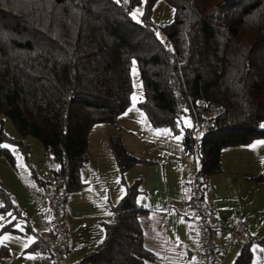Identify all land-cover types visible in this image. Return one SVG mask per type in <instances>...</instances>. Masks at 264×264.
<instances>
[{
    "label": "trees",
    "instance_id": "16d2710c",
    "mask_svg": "<svg viewBox=\"0 0 264 264\" xmlns=\"http://www.w3.org/2000/svg\"><path fill=\"white\" fill-rule=\"evenodd\" d=\"M155 1L146 0L137 19L132 13L143 0H0V116L51 151L56 167L46 188H63L67 198L82 184L91 128L116 122L132 102L133 61L145 91L139 107L153 126L182 133L203 177L222 170L224 147L264 137V0H168L175 12L163 26L170 45L150 22ZM187 113L193 126L181 131ZM9 139L0 129V153L12 161L2 146ZM110 144L122 171L142 160L119 135ZM138 180L78 264L154 258L143 241ZM0 197V211L19 212L11 193L0 188ZM255 241L264 246V237L247 239L235 264L251 263Z\"/></svg>",
    "mask_w": 264,
    "mask_h": 264
},
{
    "label": "crops",
    "instance_id": "0c3cea01",
    "mask_svg": "<svg viewBox=\"0 0 264 264\" xmlns=\"http://www.w3.org/2000/svg\"><path fill=\"white\" fill-rule=\"evenodd\" d=\"M122 114V122L96 124L90 131L88 160L80 170L82 184L66 198L69 261L78 264L86 252L103 240L104 222L113 219V205L139 179L137 201L145 209L140 214L143 241L154 255L145 264H199L197 226L190 213L191 184L200 167L198 157L185 150L182 134L153 126L140 111ZM115 135H120L128 151L142 159L127 168L124 179L110 144ZM247 145L224 147L222 170L204 177V195L211 210L217 251L219 255L226 253V258L217 264H235L242 252L243 242L227 246L228 221L244 217L247 239L254 237L253 218L258 223L260 194L253 179L258 172L254 164L248 163L251 154L244 152ZM250 182L253 185H247ZM45 189L43 181L39 187L9 188L21 204H17L20 208L15 213L18 218L11 221L14 226L7 230L8 239L1 245V264H54L51 252L43 250L50 217ZM250 192H255L254 205L249 201ZM17 223L22 228L15 227ZM256 243L252 244L254 250Z\"/></svg>",
    "mask_w": 264,
    "mask_h": 264
},
{
    "label": "rangeland",
    "instance_id": "374dc122",
    "mask_svg": "<svg viewBox=\"0 0 264 264\" xmlns=\"http://www.w3.org/2000/svg\"><path fill=\"white\" fill-rule=\"evenodd\" d=\"M145 1L146 0H143L141 5L133 10V12H137V10L139 9L136 15L137 19H140L144 13ZM174 14H175L174 7L170 4L168 0H156L152 6V10L150 11V16H149L150 22L156 28L157 34L168 45H170V41L163 29V26L174 19ZM131 74H132V82H133V92L131 95L132 102L130 106H128L123 112L119 114V116L117 117V121L119 120L120 115H123L122 113H129V111H134V110L140 111L141 114L146 117V119L148 118L144 110L141 109L138 105V102L144 98L145 91H144L143 82L140 77L139 68L136 62L135 65L132 66ZM133 97H135V99H133ZM120 122L122 121L119 120V123ZM96 124L108 125L105 124V122H100ZM96 124H94L93 127ZM182 126L183 127L181 131L184 130V127L193 126V120L190 114L187 113L182 117ZM0 129H2V131L11 138L9 140H6L4 143H2V146L7 145L11 151V154H13V158H12L13 160L10 161L2 153H0V188L9 192V188L10 189L13 188L14 190V188L18 189V187H21L23 185H25L27 188H33L34 186L39 187L42 184V181L52 177L53 166H55L56 163L54 161L51 151L44 147V145L42 144L39 138L32 135L23 136L15 126L14 122L9 117L4 115L0 116ZM90 136L92 142V135ZM15 139H22L23 142L29 145V149L27 151L22 150V148H20L18 144L14 141ZM249 144L250 146L245 144L247 146L244 148L245 153L251 154V156L248 158L249 162L248 160L246 162L254 164L253 167L256 168V171L258 172L257 173L258 175H256V177H253V179L256 181L255 187H258V192L260 194L258 196V209L260 210L258 223L256 221V218H253L251 224L252 226H255L256 229L252 232L254 234V237L263 238L264 237V180L259 181L257 179V176L264 174V137L255 139ZM126 170L122 171L123 179H124V172ZM20 182L23 185H21ZM250 183L251 184L248 183L247 185H253V182ZM249 195H250L249 201L254 205L256 199L255 192H250ZM14 199L16 204H21V201H18L17 196L14 197ZM1 202L2 201L0 199V206H1ZM13 210L14 209L8 211L6 210L0 211V217H3V219H0V264H1V245H3V242H6L4 237L5 236L7 237L8 235L7 232L8 228L14 226V222L11 221L18 218V216L14 213L15 211ZM19 224L17 223L15 227H17V225ZM17 228H22V226L19 225V227ZM18 237L19 236H16V238ZM250 264H264V246L259 242L256 243V250H254V248L252 249V259Z\"/></svg>",
    "mask_w": 264,
    "mask_h": 264
},
{
    "label": "built area",
    "instance_id": "2783aa9c",
    "mask_svg": "<svg viewBox=\"0 0 264 264\" xmlns=\"http://www.w3.org/2000/svg\"><path fill=\"white\" fill-rule=\"evenodd\" d=\"M198 135V131H195ZM205 179L197 170L193 176L190 192V213L197 226L199 239V264H217L225 259L226 253L218 254L209 204L204 195ZM47 206L50 210L48 229L45 239L50 243L54 264H71L68 259L69 243L66 232V196L65 190L58 187H47L44 190ZM247 223L244 217H232L227 224L225 240L227 246L247 240Z\"/></svg>",
    "mask_w": 264,
    "mask_h": 264
},
{
    "label": "snow or ice",
    "instance_id": "6c2138e0",
    "mask_svg": "<svg viewBox=\"0 0 264 264\" xmlns=\"http://www.w3.org/2000/svg\"><path fill=\"white\" fill-rule=\"evenodd\" d=\"M117 2L119 3L120 0H117ZM124 2L126 3L127 0H124ZM138 11H139V9L137 10V12H138ZM137 12H133V13H132L133 18H136ZM133 65H135V61H133ZM133 71H134V69H133ZM133 99H135V97H133ZM176 139H180V137L177 136ZM3 146H4V147H8L7 145H3ZM0 219H3V217H0ZM17 227H19V225H17ZM4 239L6 240V239H8V237L5 236ZM25 246L27 247V245H25Z\"/></svg>",
    "mask_w": 264,
    "mask_h": 264
}]
</instances>
